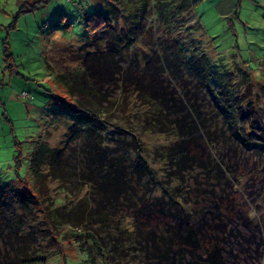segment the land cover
I'll list each match as a JSON object with an SVG mask.
<instances>
[{"label":"rangeland","instance_id":"1","mask_svg":"<svg viewBox=\"0 0 264 264\" xmlns=\"http://www.w3.org/2000/svg\"><path fill=\"white\" fill-rule=\"evenodd\" d=\"M96 10L109 14L111 40L112 37L121 39L120 48L126 47V58L137 50L142 62L168 59L173 62L181 60L188 65L199 63L205 81L211 82L219 91L223 89L227 95L246 97L247 101L256 100V106L251 104L249 107L255 109L258 120H264V0H0V187H7L9 194H35L33 180L29 177L31 163L36 158L35 164L47 169L46 160H37L40 148L67 151L83 147L89 138L86 127L80 117H71L65 108L73 110L74 106L77 107V98L82 94L86 99L97 97L92 80L102 85L106 97L101 100L108 103L110 116L114 108L117 112L121 109L125 111L121 116L127 122L134 120L137 124L134 127L144 142L143 156L156 172L146 193L149 199L155 200L165 193L166 158L161 155L171 148L174 139L148 123L147 108L136 105L135 98L130 106L126 105L127 100L121 97V83L107 81L111 72L104 57L99 58L100 64L93 62L98 60L95 57L88 61L92 67L91 80L84 62L95 47L91 45L87 52H82V60L77 55L94 39L86 32L84 15ZM6 48L12 59L6 57ZM126 62L128 60L123 63V80L129 66ZM168 72L156 76L155 71L147 70L148 77L153 73L164 81L168 97L173 94V98H178L182 114L189 115L195 122V109L205 107L208 115L201 117L210 120L213 107L195 103V97L186 91L195 88L197 77L189 74L181 78L175 71ZM244 79H248L251 85L247 86ZM79 80L84 81L87 89H81ZM199 86L204 92L208 90L207 85ZM24 92L30 97L23 98ZM244 105L246 110V103ZM263 120L260 123L264 128ZM187 121L190 122L189 118ZM212 125L211 131L217 136V151L230 165L226 170L229 174L223 170L212 176L198 167L190 169L180 187L189 204H170L177 209L172 215L193 210L195 220L204 219V224L209 227L217 226V222H224L226 218L228 230L232 231L225 235L218 232V238L228 254L229 263L264 264V167L261 165L264 161L221 134L222 118L217 116ZM100 127L104 143L116 148V155L126 154L123 142L128 144L130 136L126 135L128 138L124 139L113 132L111 124L102 123ZM130 131L135 133L132 129ZM177 182L181 180L173 179L170 184L177 185ZM48 183L50 193L56 195L57 184ZM82 184L85 185L80 196L92 194L91 187ZM65 195L60 194L63 198ZM57 202L62 203L59 198ZM230 202L234 207L228 212L225 207ZM121 210L124 214L120 232L126 236L127 233L135 234L138 239L134 247L142 250L143 239L141 234L136 235L133 220L135 209L124 203ZM7 220L0 217V253L9 248L6 235L9 227H4ZM35 220L32 223L40 233L39 244L42 246L39 256L47 259L46 263L40 264L103 263L99 251L93 252L94 262L83 251V248L93 246L85 242L86 235L70 239L58 236L55 241L54 234L39 231L44 228L40 223L42 216ZM232 252L238 258L233 259ZM126 258L131 264H137L136 258L144 263L143 255L131 254ZM4 261L10 264L9 260Z\"/></svg>","mask_w":264,"mask_h":264},{"label":"trees","instance_id":"2","mask_svg":"<svg viewBox=\"0 0 264 264\" xmlns=\"http://www.w3.org/2000/svg\"><path fill=\"white\" fill-rule=\"evenodd\" d=\"M84 26L86 32L94 39L91 44L82 47L77 55L82 60V52L91 45L95 47L94 55L89 53L84 62L90 72L91 80L92 67L88 61L95 57L98 60L93 62L100 64L99 58L104 57L112 78L106 80L121 83V97L124 96L127 100L126 105L135 98L136 105L142 104L143 108H147L150 117L148 123L154 129H159L161 134L165 133L174 139L171 148L164 150L161 155L166 158L164 161L166 172L163 176L167 178L168 185L165 184V193L160 198L149 199L146 193L156 172L154 166L143 156L144 142L139 139L137 127H134L137 124L134 120L127 122L121 116L125 112L121 109L117 112L114 108L110 116L107 112L108 103L101 100L106 97L105 91L101 90L102 85L92 80L97 90V97L86 99L82 94L77 98V107L72 106L73 110H70V107L65 108V112L71 117H80V122L86 127L89 138L84 142L83 147L67 151L58 149L49 151L47 150L49 147L45 150L40 148L37 160H46L47 169L42 168L38 163L35 164L36 158L31 163L29 177L33 180L34 195L26 193L12 195L9 194L7 187H0V217L3 220L8 219L4 222V227L6 225L9 227L6 229L9 248L7 252L0 253L3 259L0 264L6 263L4 259L9 260L10 264L47 262L46 258L42 259L39 256L42 248L39 244L40 233L34 225L35 219L41 216L43 220L40 223L44 228L39 231L42 234L47 232L54 234L55 241H58V236L70 239L76 235H86L85 242L95 248L93 246L83 248V251L93 262L95 261L93 252L99 251L102 264H131V260L126 258L131 254L143 255V264H230L228 254L218 238V232L225 235L227 231L228 233L232 231L228 230L226 218L224 222H217V226L212 225V228L204 224V219L195 220L196 213L193 210L191 212L184 210L172 215L177 209H173L170 204L179 202L189 204L186 201V194L183 196L180 187L185 181V174L190 169L194 170L198 167L212 176L229 169L230 165L217 151V136L213 135L211 128L217 116L223 120V126L220 127L222 135H226L229 140L236 142L249 154L254 153L260 157V161H264V128L260 123L263 119L258 120L255 109H250L257 101H247L246 97L240 98L233 94L227 95L223 89L219 91L211 82L205 81L199 63L195 66L185 64L181 60L173 62L168 59L159 62L157 59L142 62L137 50L133 51L134 55L126 58L124 56L126 47L123 45L120 48L121 39L112 37L113 41L111 40L109 31L111 24L107 12L96 10L85 13ZM5 52L6 57H12L8 54V48ZM124 60H128L126 63L129 66L123 80ZM104 67L107 68L105 65ZM151 69L156 72V76L157 74L159 76L160 72L163 75L166 72L169 74L168 70L175 71L181 78L183 75L188 77L189 74L196 76L198 81L194 86L195 90L186 88L188 89L186 91L195 97L193 99L195 103L202 106L209 104L213 107L210 120L208 117L207 120L201 117L203 114L208 115L205 107L195 109L197 113L195 122L189 115L182 114L179 102L177 103L178 98H173V94L167 96L164 81L157 79L153 73L148 77L147 70ZM244 80L247 86L251 85L248 79ZM78 84L81 89H87L83 80H79ZM199 85H207L208 90L204 92ZM148 90H150L149 94ZM245 103L246 110H244ZM78 114L80 116H77ZM136 117L139 118L138 113ZM188 118L190 122L187 121ZM102 123L111 124L114 128L113 132L124 139L128 138L126 135L130 136L128 144L122 141L127 148L126 154L116 155L114 153L116 148L111 147L110 143H104L102 133H99ZM125 126L129 128L126 129ZM215 128L218 129L214 126ZM131 129L135 133H131ZM261 165L264 167V163ZM226 173L229 174L228 171ZM173 179L181 182H177V185L170 184ZM48 182L57 184L56 195L50 193ZM82 182L91 187L92 194L80 196L79 193L85 185ZM61 193L66 194L64 198L60 196ZM57 198L61 200V205L58 204ZM124 203H129L131 208L135 209V219L132 218L136 224V235L141 234L143 239L142 250L134 247L138 239L135 234L131 236V233H127L126 236L120 232V221L124 214L121 206ZM232 207L234 206L230 202L225 209L231 212ZM228 215L230 216V213ZM230 235L232 237V234ZM230 255L233 259L238 258L233 252ZM136 259L137 264H142L138 258Z\"/></svg>","mask_w":264,"mask_h":264},{"label":"built area","instance_id":"3","mask_svg":"<svg viewBox=\"0 0 264 264\" xmlns=\"http://www.w3.org/2000/svg\"><path fill=\"white\" fill-rule=\"evenodd\" d=\"M22 97L25 98V99H27V98H29L30 96H29L28 93L24 92L23 95H22Z\"/></svg>","mask_w":264,"mask_h":264}]
</instances>
